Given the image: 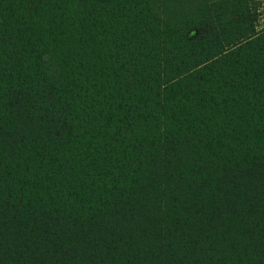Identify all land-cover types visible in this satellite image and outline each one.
<instances>
[{
    "label": "trees",
    "instance_id": "obj_1",
    "mask_svg": "<svg viewBox=\"0 0 264 264\" xmlns=\"http://www.w3.org/2000/svg\"><path fill=\"white\" fill-rule=\"evenodd\" d=\"M257 19L0 0V264H264Z\"/></svg>",
    "mask_w": 264,
    "mask_h": 264
},
{
    "label": "rangeland",
    "instance_id": "obj_2",
    "mask_svg": "<svg viewBox=\"0 0 264 264\" xmlns=\"http://www.w3.org/2000/svg\"><path fill=\"white\" fill-rule=\"evenodd\" d=\"M250 9L257 12V25L259 28L264 27V0H249Z\"/></svg>",
    "mask_w": 264,
    "mask_h": 264
}]
</instances>
